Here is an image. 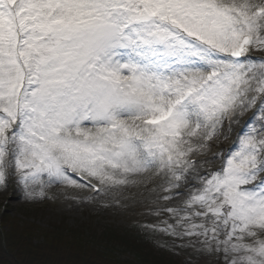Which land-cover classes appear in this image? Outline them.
<instances>
[{
  "label": "snow or ice",
  "instance_id": "6c2138e0",
  "mask_svg": "<svg viewBox=\"0 0 264 264\" xmlns=\"http://www.w3.org/2000/svg\"><path fill=\"white\" fill-rule=\"evenodd\" d=\"M252 53L264 54V0H0L4 209L12 184L29 202L63 187L105 207L142 188L167 217L146 229L194 237L217 264H264ZM221 138L231 147L199 159Z\"/></svg>",
  "mask_w": 264,
  "mask_h": 264
},
{
  "label": "rangeland",
  "instance_id": "374dc122",
  "mask_svg": "<svg viewBox=\"0 0 264 264\" xmlns=\"http://www.w3.org/2000/svg\"><path fill=\"white\" fill-rule=\"evenodd\" d=\"M256 57H260L262 53H252ZM251 113H246L240 117L241 123L246 121ZM221 144L231 145V138L219 140ZM231 147V146H230ZM218 165H213L216 167ZM207 166L201 169V172L207 170ZM210 170V169H208ZM10 183H12L10 181ZM16 195L11 197V202L5 210L3 205L5 200L9 199L8 195L0 191V212H4L11 219L20 223H30L43 230L61 229L65 233H81L82 227L89 236H104L108 230L116 231L118 234L127 232L123 230L136 228L140 236V243L146 251L159 259V261H169L170 264H217L219 257L198 253L196 248L190 246L195 238H178L168 236L162 233L152 232L146 229L145 225H154L166 219V215L156 217L151 214L155 205H151L145 199L146 193L141 195L143 189L132 188L126 191L125 198L119 199V203L111 202L107 207L104 201L77 202L73 199H66V195H76L78 197H86L87 189L73 190L63 187H53L46 190V195L53 199L36 200L34 202L25 201L23 193L20 189L12 184ZM151 187V186H149ZM94 195V194H93ZM112 198L109 197L108 200ZM163 217V218H162ZM172 223L171 220H169ZM134 225V226H131ZM7 229L2 226V230ZM130 233V231L128 232ZM129 240V239H128ZM117 258L134 259V255L129 252H123L120 249L114 251Z\"/></svg>",
  "mask_w": 264,
  "mask_h": 264
},
{
  "label": "trees",
  "instance_id": "16d2710c",
  "mask_svg": "<svg viewBox=\"0 0 264 264\" xmlns=\"http://www.w3.org/2000/svg\"><path fill=\"white\" fill-rule=\"evenodd\" d=\"M0 264H170L159 261L140 243L136 228L130 233L108 230L104 236L87 237L65 233L61 229L41 230L30 223H20L8 215L0 218ZM136 231V232H135ZM129 239V240H128ZM122 247L135 259H118L112 250ZM109 248V250H108Z\"/></svg>",
  "mask_w": 264,
  "mask_h": 264
},
{
  "label": "bare ground",
  "instance_id": "6f19581e",
  "mask_svg": "<svg viewBox=\"0 0 264 264\" xmlns=\"http://www.w3.org/2000/svg\"><path fill=\"white\" fill-rule=\"evenodd\" d=\"M237 127V126H236ZM234 128H235V125H234Z\"/></svg>",
  "mask_w": 264,
  "mask_h": 264
}]
</instances>
